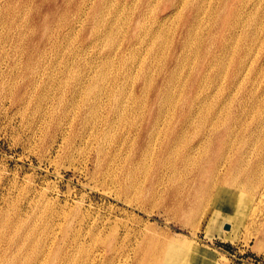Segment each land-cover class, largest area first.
I'll list each match as a JSON object with an SVG mask.
<instances>
[{
	"label": "rangeland",
	"instance_id": "rangeland-1",
	"mask_svg": "<svg viewBox=\"0 0 264 264\" xmlns=\"http://www.w3.org/2000/svg\"><path fill=\"white\" fill-rule=\"evenodd\" d=\"M104 1H106L107 4ZM164 1L166 2L165 4H163ZM194 1L195 0H192V3ZM219 1L221 0H200L199 8L202 9V11L198 13L199 17L197 16V22H194L192 26H190L189 35L184 38L186 40V48L184 49L186 58H184L180 62L181 66L179 64V68H176L174 72V74H176L172 79L173 82L171 81L169 83L170 88L168 94L170 98L161 108L159 115L155 116L154 114L155 117L151 122L152 126L145 131V128L142 129L143 118L145 117L143 116V114H145L146 106H149V100L152 98V95L148 90H143L142 92L139 91V88H141L142 85H145L146 83H143L142 77L139 76L138 66L141 62L140 58L142 59L144 56H146L147 50L144 44L145 42H147V37H143L142 43L136 44L132 52L125 53V56L123 55L121 58H118L115 55V52L117 51L116 49L118 48L116 46H119L121 43L123 45V39L126 35L130 33H136L137 26L144 27L146 29H155L157 30V32H159V34L162 33L161 35L164 36L162 37V39L163 41H165L166 45L170 43V40L173 42L176 41L178 38V34L181 31L184 33L186 29H188V26H182V14H185L184 11L180 10V7H176L175 11L179 9L177 11L178 13H170L168 15L169 18L166 16L164 20L161 21V23L157 22V19L159 18L155 19V13L157 12V9L161 6V4H163V6L171 5L174 3V1L169 2L168 0H138L137 2L135 0H0V73L2 72L0 74V264H39L40 262V264H96L97 260V264H106L108 261L113 264L114 261H116L119 257V254H126V252L130 253L127 254V257L129 258L127 259L128 261H130V263L132 262L131 264H147L148 262V264H163V262H165V249L168 244H171V242L172 245H178L182 253L190 256L191 259L193 257L195 259L194 264H264V220L262 218L264 215V201H262V199L264 200V184H262V182L264 183V162H262L260 166L258 165V167L255 168L256 171L254 177L251 179L252 181L250 180L252 187H244V189L246 188L244 190L243 188L241 189V185H239V190H241V193L243 194L242 196L249 199V205H246L244 211L242 212V215L239 217L237 222H234L235 220L233 221L232 219H230V221H232V225H234L232 226L231 230L228 226L227 228L223 229L220 226H210L207 223V220L205 218L210 214V207H208V203L210 202V200L208 199H210L211 197L209 196V194H204V189L208 179L206 178L207 176L198 178L195 175L197 163L206 166L207 169H210L212 166H214L216 160L225 156L226 153L232 155V152H234V147L241 146L242 148L244 137L248 135L249 131L254 130V125L256 124L255 122L258 120L260 115V118H262V126L264 127V0H228L226 2V6L228 7L232 5L233 10L240 9L247 11V16H243L244 18L242 17L239 20V24L243 28L247 29L248 33L254 30L256 33L252 34V41L249 44L250 49L246 54L247 62H245V64L247 63L249 65L248 62L251 61L252 67L251 71L247 73L245 78L243 80H240L241 78L238 79L240 82L235 84V86L232 87L227 93L224 90V85L222 86V84L226 83V77L221 76L222 74L220 72H218L215 77H212V73L210 71L206 77L201 79V82L199 81V83L197 82L198 80H195L192 75V72H194V70L197 68V65L199 64L201 66L202 63L206 60L201 51L203 46L209 47L210 49L213 48V46L216 45L226 33L221 21L226 13V6L223 7L224 9H216L215 6ZM111 3L113 4L111 5ZM114 5L116 6V8ZM113 6L114 8L112 9ZM152 6H154L156 10H154L155 8ZM110 9H112L113 12ZM149 9H151V12ZM104 10L107 11L105 12ZM119 10H121L122 12ZM116 11L119 15H117ZM124 12L127 14H125ZM108 13L110 15H108ZM104 14L110 16V20L109 18L107 19V16L105 18ZM48 16H50V19L48 18ZM186 16H188L189 18L191 17L189 13H186ZM97 17L99 19H97ZM114 17L117 19H115ZM126 17L129 18L127 19ZM45 18H48L50 21L52 33L49 40H45V38H42L40 40V34L39 32H37L35 26L38 22L40 23L42 19ZM100 18L102 20H100ZM141 19L142 22L145 19L146 21L142 23ZM200 19L201 21H199ZM117 20L119 22H117ZM10 21H13L11 25L9 24ZM95 21H99L101 24H98V22ZM123 22H125V24ZM76 23L79 25H77ZM109 23L114 24L110 25ZM115 23H118L117 26L120 25L121 27H117ZM96 25L97 29H95ZM122 25H125L126 27H123ZM119 28H121V30ZM74 29H76V31H74ZM94 32L97 33H95L94 35ZM104 32L106 33V35ZM173 32L174 35L172 37ZM119 33L123 35H120ZM104 35L106 38L103 37ZM116 35L119 37H117ZM110 37L113 39H109ZM102 38H104L105 41ZM107 38L109 40H107L106 42ZM56 39L57 42H59L57 43V46L54 47L52 43ZM195 41L199 42V45L197 46L198 50L195 46V43H197ZM98 42L101 43V46H99L100 44H98ZM102 42L107 43H104L106 44V47ZM118 42L119 44H117ZM1 45L3 47H1ZM59 46L60 48H58ZM136 46L139 47L137 48ZM99 47H105V49L101 50V48ZM2 48H4L5 50H2ZM194 49L196 50L194 51ZM107 53L110 54V57L112 59L109 64L105 65L103 63V60L105 59L104 57ZM80 55L82 56L81 58ZM1 58L3 60H1ZM117 58L118 60H116ZM89 61L92 63V65ZM100 61L103 64H101ZM221 63H223L224 71L226 68L228 71L233 68V64L230 62V64L228 63V55L226 54L221 58ZM49 65L52 67H50ZM73 67H75V69ZM76 69L78 71H76ZM149 69L151 77L158 69L157 59L156 61L154 59ZM69 70H72L71 72H75L76 74L74 73L73 76ZM113 70L116 71L113 72ZM213 71V73H216L217 67L214 68ZM81 72H83L84 74ZM93 72L95 74H101L102 72L104 76L101 78L98 77V75H100L98 74L96 75V78ZM190 72L192 74L191 76H188V73ZM245 72L246 71H243V73ZM79 74L81 75V77H84L81 78ZM92 74H94V76ZM91 76L93 77V80ZM127 76L129 77V79ZM71 77L74 78L71 79ZM67 78H69L70 81ZM100 78L104 80V82L101 81ZM112 78L115 80L114 85L112 86L115 89L117 88L116 96L122 94L120 95V98L127 97L128 95H130L131 90V93L133 94V101L135 104H137L135 105L136 107H134L133 110L126 114L125 119L127 120L124 119L125 122L121 121L120 123L115 124L111 129H109L107 125H104L102 127L101 123H99L96 119H99V121H101L102 118H105V116L108 119H111L112 117L110 115V112H108L110 105L108 101L103 98L104 95L102 96L100 92L102 90H106V88L108 89V87L111 86L109 84H112ZM64 80H66V82ZM105 81L108 82L105 83ZM181 82H184V85ZM95 83L97 84L96 86ZM81 84L83 86H81ZM89 84L92 85L91 87L94 86V88H96L97 90L88 87ZM104 85H106L107 87ZM197 85H199L198 88H196ZM71 86L75 87L79 93L71 96L69 92ZM86 86L88 88H91L92 93L89 94L88 97L92 96L91 99H93V96L100 97V102L94 100L95 107L96 103L99 107H101V109L98 106L97 108H95L97 115L93 114L92 116L85 109L89 105L88 102H90V97L88 98V100L85 99L87 97L84 94L87 90ZM179 88L180 90H182L177 91V89ZM201 88H203L204 90ZM126 89L128 90L126 91ZM122 91L124 92L122 93ZM195 91H199L198 93L200 94V99H202L204 95H207L209 97H207V99L203 103H197L195 101V106H192L191 113L188 116L189 120L185 124V126L182 127L185 136L189 138L190 134L192 135L194 131L203 130L205 132L209 129H212L213 127H219L218 129H220L221 133L223 134L224 131L221 130V123L225 118V114L223 112L228 109L229 119L232 118L231 121L234 120V122L232 121V123L229 121L231 124L229 131L232 134L240 135V138H238V140L233 139L231 147H225V145L219 147L215 142L209 143L208 141L207 143L199 146L198 148H196V150H194L195 152H197V154L194 153V151L190 153L191 155L193 153L192 156L194 159L196 158V163L187 162L185 164L180 161V156L184 151L182 146L177 147L178 150H176V154L173 155L160 154L158 152V146L166 130L178 129L180 127V119L176 116L177 110L179 111V104L182 102V97H190L194 94ZM29 94H31V96ZM83 94L86 97H84ZM176 96L178 99H176ZM218 99L221 102H217ZM81 100H84V102L82 103V105L84 104L83 106L80 104L82 102ZM172 101L174 103H172ZM227 102H229L228 106ZM73 104H75V106ZM239 104L242 108L241 110L238 107ZM170 105L171 107H173L170 108ZM56 106L58 108H56ZM72 106H74V108ZM80 106L82 109L80 108ZM52 107L54 108V113L53 109H51ZM206 107L208 108V110H210L209 113H205ZM69 108L73 109L71 110ZM55 109L58 110L56 111ZM186 111L187 108L184 106L183 112L184 114L188 115V112ZM65 112L66 114H64ZM48 113L51 115H48ZM78 113H82L83 117L85 116L84 127H80V125H73V127H71L70 124ZM169 113L172 114V118L170 117L171 114ZM129 114H134L133 118ZM167 118L170 122H168ZM129 119L130 121H128ZM144 120H146V118ZM161 120L164 121L161 122ZM165 121L167 122V124L165 123ZM215 122L219 124H216ZM95 125L99 126V128H102V131H104V133H96V131H94L96 127ZM121 125L124 127H121ZM83 130L85 133L83 132ZM261 131H264V129ZM155 134L157 136H155ZM222 134L221 137L224 139V135ZM89 136H91V141L89 140ZM92 136L95 137L92 138ZM87 141H90V143H87ZM121 142L123 145L121 144ZM151 142H154V144H152ZM109 144L113 145V147L115 148L114 153L112 150V152L110 151L109 153H107V151L109 150V148L107 150ZM90 145L91 148L89 147ZM96 145L97 149L102 146L100 147V149L103 150L102 154L98 158L95 157V153L97 151ZM152 145H154L153 150L152 147H150ZM255 146L250 145L246 147L247 153L242 155L243 164H249V159L253 160V156L252 158L248 156H250V152L257 151L255 150ZM147 147H150L152 151ZM199 152L202 153L200 154ZM144 153H146V156L144 155ZM199 154L201 157H199ZM126 155L129 156L125 158ZM156 157L158 159L161 158L160 165L157 166L154 163ZM201 158H203V161H201ZM147 159H149L150 161H147ZM198 159L200 160V162H198ZM145 164H148V169H146V166H144ZM172 165L174 168L172 167ZM108 167L111 168V172ZM104 170H106L107 172L105 171V173ZM101 172H103L104 175ZM108 173H110V176H112V178H106L109 176ZM178 176H180L181 178ZM228 177V183L231 182V179L233 178H235L233 179V181L236 180V176H234V174L229 175ZM242 177L239 176L237 178L240 183L244 184L245 181ZM174 180L176 182H173ZM158 182H160V184ZM140 183L142 184L140 185ZM171 183L175 184L172 185ZM112 186L115 187L113 188ZM110 192H112V194H110ZM137 192H140L139 195H137L138 197L136 196ZM158 193H161V195ZM131 195H134V197ZM206 195L208 196V198ZM155 198L156 200L154 201ZM204 198L208 201V203H206V200ZM203 203L207 205H205L204 207ZM43 206L45 208H48L46 209V212ZM199 206L202 209V212L200 214L199 212L201 211V209H198ZM259 207H261L263 213ZM175 209L176 211H174ZM257 209L261 212H259ZM188 211L190 213H188ZM249 211H251L252 215L249 213ZM257 213L259 215H257ZM247 214L248 216H251L248 217ZM40 215L42 216V218ZM85 218L89 219L86 220ZM98 218L101 220H99ZM116 218H121V220H118ZM104 219H108V222L107 220L104 221ZM97 220H99L100 222H97ZM113 220L116 223V228H113L115 227ZM127 220L128 222H126ZM32 221L37 222L34 223L36 226ZM119 221H121L122 224H120L121 222ZM123 222H125L126 224ZM109 223L112 225V227H110L111 225ZM59 225L62 227H59ZM86 225L89 227H87ZM41 228L43 231L41 230ZM50 228H52V232L50 231ZM111 228L114 229L113 232L115 231V234L112 232L113 234L110 235L111 232L109 230ZM16 229H18V231ZM86 229L87 233H85ZM28 231L30 233H28ZM40 231L43 234H41ZM92 231L94 234L92 233ZM53 232L56 234V236L55 234L53 236ZM97 232H100V236ZM138 234H141L142 236L140 235V237ZM81 235L82 237L80 238ZM112 235H114L115 237ZM149 235L150 237L148 238L147 236ZM72 236L75 237L72 238ZM36 237L38 238V240ZM76 237H78V239ZM33 238L36 239L34 240ZM98 238H101L102 240ZM155 238L158 240L156 241L157 243L159 242V245L156 243ZM121 239L124 240L121 241ZM91 240L94 242H92ZM99 240L100 242L102 241V245L100 244V242H97ZM131 241L135 244H133ZM33 242H35V244ZM87 242L91 243H88V245ZM31 245L35 247L33 248ZM19 246L21 250L19 249ZM67 246H69V248ZM113 246L117 248V251L116 254L111 256V260H109L111 253L110 251H108V249ZM159 246L162 248H159ZM78 248L81 250V252L83 250L84 251L81 253ZM29 249L32 254L30 253ZM1 253H3V257L1 256ZM45 253H47V255ZM42 254L43 256H46L43 257ZM133 254H135L136 256V262L134 263L133 261H131V258L134 256ZM152 254L155 258L152 256ZM160 254L162 255V257L160 256ZM27 256L28 258H26ZM41 257L44 259H42ZM69 259H71V262H69ZM90 259L92 260V262Z\"/></svg>",
	"mask_w": 264,
	"mask_h": 264
},
{
	"label": "bare ground",
	"instance_id": "bare-ground-1",
	"mask_svg": "<svg viewBox=\"0 0 264 264\" xmlns=\"http://www.w3.org/2000/svg\"><path fill=\"white\" fill-rule=\"evenodd\" d=\"M132 1V0H131ZM135 1H137L138 2V0H135ZM155 1V0H154ZM169 2H171V1H174V3L173 4H171V5H166V6H163V4H165L166 2L164 1V3L163 4H161V6L157 9V12L155 13L156 14V17H155V19L156 18H159V19H157V22H159V23H161V21L162 20H164V18L167 16L168 17V15L171 13L172 14V12H177L179 9H177V11H175V9H176V7L177 8H179L180 7V10H183L184 11V15L182 14V26L184 27V26H188V29H186V31L183 33L182 31L178 34V38H177V40L176 41H169L170 43H168V45H166L165 44V41H163V39H162V37H164V36H162L161 34H159V32H157V30H155V29H149V28H144V27H138L137 25V32L136 33H130V34H128V35H126L125 37H124V39H123V45H122V43L119 45V46H116V47H118L116 50V52H115V55L118 57V58H121L125 53H127V52H132L133 50H134V47H135V45L136 44H140V43H142V40H143V37H147L146 39H147V42H145V44H144V46L146 47V50H147V52H146V56H144L142 59L140 58V60H141V62H140V64H139V68H138V72H139V76H141L142 77V82L143 83H146L145 85H142V87L141 88H139V91H143V90H148L149 92H150V94L152 95V98L149 100V106L147 105L146 106V109H145V114H143V116H145L144 118H143V126H142V129H144L145 128V131L146 130H148L151 126H152V119L155 117V116H157V115H159V113H160V111H161V108L165 105V102L166 101H168L169 100V98H170V96H169V94H168V91H169V88H170V85H169V83L172 81V79L174 78V75L176 74H174V72H175V70H176V68L179 66V64H180V62L184 59V58H186L185 57V52H184V49L186 48V40L184 39V38H186L188 35H189V28H190V26H192V24L194 23V22H197L196 21V19H197V16H198V13H200L201 11H202V9H200L199 8V3H200V0H195L193 3H192V0H168ZM228 0H221V1H219L218 2V4H216V6H215V8L216 9H221V8H223V7H225L226 6V2H227ZM86 2V1H85ZM104 2H106V1H104ZM136 2V3H137ZM240 2H243V1H240ZM135 3V4H136ZM150 3V2H149ZM105 4V3H104ZM106 4H107V2H106ZM113 3H111V5H112ZM242 4V3H241ZM86 5V4H85ZM117 5V4H116ZM119 5V4H118ZM151 5H153V4H151ZM88 6V5H87ZM105 6V5H104ZM108 6V5H107ZM115 6V5H114ZM114 6L112 7V9L114 8ZM148 6V5H147ZM157 6V5H156ZM85 7V6H84ZM152 7H154V6H152ZM245 7V6H244ZM102 8V7H101ZM115 8H116V6H115ZM155 8V7H154ZM104 9V8H103ZM112 9H110L111 11H112ZM147 9V8H146ZM153 9V8H152ZM224 9V8H223ZM225 11H226V13H225V15H224V17L221 19V21H222V24H223V27H224V29H225V34L223 35V38L221 39V40H219L218 41V43L216 44V45H214L213 46V48H209V47H206V46H203V48H202V54L205 56V58H206V60H205V62H203L202 63V65L200 66L199 64L197 65V68L195 69V67H194V72H190V73H188L189 75L188 76H191V74L193 75V77L195 78V80H198L197 82L199 83V81L201 82V79H203L204 77H206L207 76V74L211 71V73H212V77H215L217 74H218V72H220L222 75L221 76H223V77H226V83L225 84H222V86L225 88L224 90L228 93L229 91H230V89L232 88V87H234L235 86V84H237V83H239L240 81L238 80V79H240V80H243L244 78H245V76L247 75V73L249 72V71H251V67H252V64H251V61L250 62H248L249 63V65L247 64H245V62H247V59H246V54L248 53V50L250 49V47H249V44H250V42L252 41V34H256L255 33V30L254 31H252V32H250V33H248V31H247V29H245V28H243L239 23H240V19L243 17V16H245L246 14H248L247 13V11H245V10H240V9H236V10H233V6L231 5V6H226L225 7ZM85 10V9H84ZM108 10V9H107ZM106 10V11H107ZM114 10H116V9H114ZM118 10V9H117ZM145 10V9H144ZM150 10V12H151V9H149ZM148 10V11H149ZM154 10H156V8L154 9ZM154 10H153V12H154ZM105 11V10H104ZM105 11V12H106ZM119 11H121V10H119ZM128 11V10H127ZM104 12V13H105ZM113 12V11H112ZM122 12V11H121ZM120 12V13H121ZM180 12V11H179ZM246 12V13H245ZM81 13H83V12H81ZM100 13V12H99ZM101 13H103V12H101ZM116 13H117V11H116ZM125 13V12H124ZM129 13V12H128ZM178 13V12H177ZM186 13H189L190 15H191V17L189 18L188 16H186ZM111 14H113V13H111ZM115 14V13H114ZM123 14V13H122ZM125 14H127V13H125ZM167 14V15H166ZM175 14V13H174ZM79 15V14H78ZM101 15V14H100ZM103 15V14H102ZM105 15V14H104ZM108 15H110L109 13H108ZM117 15H119L118 13H117ZM129 15V14H128ZM97 16V15H96ZM99 16V15H98ZM106 16L107 15H105V18H106ZM126 16V15H125ZM125 16H124V21H125ZM147 16V15H146ZM145 16V17H146ZM247 16V15H246ZM100 17V16H99ZM101 17H103V16H101ZM113 17V16H112ZM111 17V18H112ZM119 17V16H118ZM130 17V16H129ZM128 17V18H129ZM149 17V16H148ZM199 17V16H198ZM19 18V17H18ZM48 18L50 19V16H48ZM48 18H45V19H42V21L39 23H37V25L35 26L36 27V29H37V32H39V34H40V40L43 38H45V40H49V38H50V36H51V25H50V21H49V19ZM81 18V17H80ZM109 18V20H110V16H107V19ZM115 18V17H114ZM127 18V17H126ZM127 18V19H128ZM169 18V17H168ZM244 18V17H243ZM82 19V18H81ZM80 19V20H81ZM97 19H99L98 17H97ZM104 19V18H103ZM115 19H117V18H115ZM139 19V18H138ZM100 20H102L101 18H100ZM99 20V21H100ZM112 20V19H111ZM119 20V19H118ZM117 20V22H119ZM123 20V19H122ZM175 20V19H174ZM79 21V20H78ZM99 21H95V22H98V24L101 22H99ZM107 21V20H106ZM128 21V20H127ZM144 21H146V19L144 20ZM143 21V22H144ZM169 21V20H168ZM199 21H201V19L199 20ZM245 21V20H244ZM12 22L13 21H10V25L12 24ZM79 22H81V21H79ZM120 22H121V20H120ZM141 22H142V19H141ZM142 22V23H143ZM224 22V23H223ZM243 22V21H242ZM78 23V22H77ZM76 23V24H77ZM82 23V22H81ZM108 23V22H107ZM124 24H125V22H123ZM209 23V22H208ZM96 24V23H95ZM101 24V23H100ZM110 24V23H109ZM114 23H112V24H110V25H113ZM116 24V23H115ZM118 24V23H117ZM117 24H116V26H117ZM151 24V23H150ZM154 24V23H153ZM242 24V23H241ZM77 25H79V24H77ZM102 25H103V22H102ZM109 25V26H110ZM160 25V24H159ZM198 25V24H197ZM2 26V25H1ZM81 26V25H80ZM93 26V25H92ZM105 26H106V24H105ZM115 26V25H114ZM120 26V25H119ZM119 26H117V27H119ZM123 26V25H122ZM125 26V25H124ZM123 26V27H124ZM143 26V25H142ZM157 26V25H156ZM165 26V25H164ZM76 27V26H75ZM96 28L95 29H97V25L95 26ZM113 27V26H112ZM121 27V26H120ZM126 27V26H125ZM149 27V26H148ZM158 27V26H157ZM167 27H168V25H167ZM194 27V26H193ZM197 27V26H196ZM73 28V27H72ZM99 28V27H98ZM107 28H108V26H107ZM116 28V27H115ZM199 28V27H198ZM26 29V28H25ZM92 29V28H91ZM103 29V28H102ZM117 29V28H116ZM120 30H121V28H119ZM166 29H168V28H166ZM2 30V29H1ZM99 30V29H98ZM159 30V29H158ZM197 30V29H196ZM3 31V30H2ZM1 31V32H2ZM8 31V30H7ZM73 31V30H72ZM74 31H76V29H74ZM110 31V30H109ZM167 31V30H166ZM195 31V30H194ZM70 32V31H69ZM124 32V31H123ZM95 33H97V32H94V35H95ZM105 33V32H104ZM107 33H108V31H107ZM111 33V32H110ZM115 33V32H114ZM113 33V34H114ZM121 33V32H120ZM119 33V34H120ZM196 33V32H195ZM19 34V33H18ZM57 34H59V33H57ZM75 34V33H74ZM112 34V35H113ZM97 35V34H96ZM102 35V34H101ZM105 35H106V33H105ZM105 35L103 36V37H105ZM120 35H123V34H120ZM173 35H174V32L172 33V37H173ZM5 36V35H4ZM71 36V35H70ZM110 36H111V34H110ZM117 36V35H116ZM116 36H115V38H116ZM191 36V35H190ZM200 36V35H199ZM198 36V37H199ZM65 37H67V36H65ZM109 37V36H108ZM117 37H119V36H117ZM197 37V38H198ZM64 38V37H63ZM95 38V37H94ZM106 38V37H105ZM123 38V37H122ZM201 38V37H200ZM98 39V38H97ZM97 39H95V40H97ZM102 39H104V38H102ZM109 39H113V38H109ZM108 38L106 39V42H107V40H109ZM191 39V38H190ZM5 40V39H4ZM99 40H101V39H99ZM116 40H120V39H116ZM173 40V39H172ZM20 41V40H19ZM65 41V40H64ZM68 41V40H67ZM94 41V40H93ZM103 41V40H102ZM104 41H105V39H104ZM198 41H201V40H198ZM198 41H195V42H197V43H195L196 45V48H197V46L199 45V42ZM59 42V41H58ZM57 39L52 43L53 45H54V47L55 46H57ZM106 42H104V43H106ZM109 42V41H108ZM114 42H115V40H114ZM91 43V42H90ZM103 43V42H102ZM103 43V44H104ZM192 43V42H191ZM98 44H100L99 46H101V43L100 42H98ZM107 44V43H106ZM106 44H104L105 45V47H106ZM109 44V43H108ZM117 44H119V42L117 43ZM61 45V44H60ZM93 45V44H92ZM65 46V45H64ZM87 46H89V45H87ZM194 46V45H193ZM1 47H3L2 45H1ZM20 47V46H19ZM96 47H97V45H96ZM103 47V46H102ZM105 47L104 48H101V47H99V48H101V50L102 49H105ZM111 47V46H110ZM115 47V46H114ZM115 47V48H116ZM137 47V46H136ZM139 47V46H138ZM137 47V48H138ZM141 47H143V46H141ZM144 47V48H145ZM58 48H60V46L58 47ZM66 48V47H65ZM94 48H95V46H94ZM64 49V48H63ZM97 49V48H96ZM2 50H5L4 48H2ZM82 50V49H81ZM86 50V49H85ZM113 50H115V49H113ZM187 50V49H186ZM196 49H194V51H195ZM197 50H198V48H197ZM73 51H74V49H73ZM83 51V50H82ZM189 51V50H188ZM252 51V50H251ZM5 52V51H4ZM86 52V51H85ZM99 52H100V50H99ZM140 52V51H139ZM142 52V51H141ZM60 53H61V51H60ZM88 53V52H87ZM187 53V52H186ZM194 53V52H193ZM192 53V54H193ZM196 53V52H195ZM250 53V52H249ZM47 54V53H46ZM112 54V53H111ZM114 54V53H113ZM132 54V53H131ZM138 54V53H137ZM228 55V63L230 62V63H232L233 64V68L230 70V71H228L227 70V68L225 69V71H224V66H223V63H221V58L224 56V55ZM11 55V54H10ZM61 55V54H60ZM75 55V54H74ZM77 55V54H76ZM84 55V54H83ZM139 55V54H138ZM145 55V54H144ZM194 55V54H193ZM4 56V55H3ZM20 56V55H19ZM91 56V55H90ZM103 56V55H102ZM125 56V55H124ZM129 56V55H128ZM249 56V55H248ZM41 57V56H40ZM60 57V56H59ZM75 57V56H74ZM82 56L80 55V58H81ZM83 57H85V56H83ZM114 57V56H113ZM195 57V56H194ZM50 58V57H49ZM57 58V57H56ZM79 58V59H80ZM88 58V57H87ZM94 58V57H93ZM105 59L103 60V63L105 64V65H107V64H109L110 62H111V57H110V54L109 53H107L106 55H105V57H104ZM118 58L116 59V60H118ZM130 58V57H129ZM190 58V57H189ZM20 59V58H19ZM55 59V58H54ZM71 59V58H70ZM114 59V58H113ZM125 59H126V57H125ZM124 59V60H125ZM131 59V58H130ZM154 59H155V61H156V59H157V62H158V69L155 71V73H154V75L153 76H151L150 77V73H149V71H150V66H151V64H152V62L154 61ZM195 59V58H194ZM194 59H192V60H194ZM1 60H3L2 58H1ZM7 60V59H6ZM15 60H17V59H15ZM14 60V61H15ZM85 60H87V59H85ZM89 60V59H88ZM100 60V59H99ZM115 60V59H114ZM132 60V59H131ZM139 60V61H140ZM81 61V60H80ZM84 61V60H83ZM82 61V62H83ZM123 61V60H122ZM127 61V60H126ZM133 61V60H132ZM137 61V60H136ZM253 61V60H252ZM20 62V61H19ZM27 62V61H26ZM61 62V61H60ZM74 62V61H73ZM76 62V61H75ZM90 62V61H89ZM96 62V61H95ZM117 62V61H116ZM125 62V61H124ZM190 62V61H189ZM192 62V61H191ZM226 62V61H225ZM1 63V62H0ZM14 63H16V62H14ZM13 63V64H14ZM57 63V62H56ZM88 63V62H87ZM91 63V62H90ZM100 63L101 64H103L101 61H100ZM128 63V62H127ZM229 63V64H230ZM51 64V63H50ZM55 64V63H54ZM70 64V63H69ZM73 64V63H72ZM75 64V63H74ZM95 64V63H94ZM99 64V63H98ZM191 64V63H190ZM228 64V65H229ZM36 65V64H35ZM66 65H67V62H66ZM71 65V64H70ZM86 65V64H85ZM90 65V64H89ZM91 65H92V63H91ZM104 65V66H105ZM118 65V64H117ZM183 65V64H182ZM217 65V66H216ZM228 65H227V67H228ZM14 66V65H13ZM18 66V65H17ZM44 66V65H43ZM50 66V65H49ZM87 66V65H86ZM104 66H103V69H104ZM109 66H111V65H109ZM113 66V65H112ZM125 66H126V64H125ZM124 66V67H125ZM128 66V65H127ZM156 66V65H155ZM180 66H181V64H180ZM189 66V65H188ZM50 67H52V66H50ZM56 67V66H55ZM62 67V66H61ZM70 67H72V66H70ZM83 67H85V66H83ZM89 67H91V66H89ZM100 67V66H99ZM102 67V66H101ZM115 67V66H114ZM191 67V66H190ZM217 67V72L216 73H213L214 71V68H216ZM12 68V67H11ZM20 68V67H19ZM74 69H75V67H73ZM77 68H79V67H77ZM96 68V67H95ZM112 68V67H111ZM131 68V67H130ZM137 68V67H136ZM179 68V67H178ZM188 68V67H187ZM90 69V68H89ZM93 69V68H92ZM98 69V68H97ZM129 69V68H128ZM191 69V68H190ZM15 70V69H14ZM38 70V69H37ZM42 70V69H41ZM44 70H45V68H44ZM73 70V69H72ZM72 70H69L70 71V73H72L71 71ZM82 70V69H81ZM117 70V69H116ZM115 70V71H116ZM135 70V69H134ZM133 70V71H134ZM64 71V70H63ZM67 71V70H66ZM76 71H78L77 69H76ZM86 71V70H85ZM87 71H88V69H87ZM90 71V70H89ZM92 71V70H91ZM96 71V70H95ZM114 70H113V72H115ZM154 71V70H153ZM180 71H181V69H180ZM213 71V72H212ZM243 71H246L245 73H243ZM12 72V71H11ZM44 72V71H43ZM74 72V71H73ZM107 72V71H106ZM131 72V71H130ZM177 72V71H176ZM2 73V72H1ZM0 73V74H1ZM75 73V72H74ZM74 73H72V75L74 74ZM81 73H83V72H81ZM88 73V72H87ZM94 73V72H93ZM98 73V72H97ZM135 73V72H134ZM11 74V73H10ZM52 74V73H51ZM50 74V75H51ZM65 74V73H64ZM68 74V73H67ZM76 74V73H75ZM84 74V73H83ZM95 74V73H94ZM94 74H92L93 76H94ZM98 74H100V73H98ZM98 74H95V76L96 75H98ZM57 75V74H56ZM71 75V76H72ZM80 75V74H79ZM78 75V76H79ZM91 75V74H90ZM90 75H89V77H90ZM107 75V74H106ZM123 75V74H122ZM129 75V74H128ZM38 76V75H37ZM54 76V75H53ZM68 76H70V75H68ZM74 76V75H73ZM77 76V75H76ZM87 76V75H86ZM104 76V74L101 72V74L100 75H98V77H103ZM178 76V75H177ZM52 77V76H51ZM80 77H81V75H80ZM82 77H84V76H82ZM81 77V78H82ZM92 77V76H91ZM114 77V76H113ZM117 77V76H116ZM128 77V76H127ZM72 78H74V77H71V79ZM76 78H78V77H76ZM96 78H97V76H96ZM100 78V79H101ZM107 78V77H106ZM186 78V77H185ZM26 79V78H25ZM67 79H69V78H67ZM66 79V80H67ZM94 79H95V77H94ZM99 79V78H98ZM110 79V78H109ZM108 79V80H109ZM128 79H129V77H128ZM132 79V78H131ZM184 79V78H183ZM8 80V79H7ZM38 80V79H37ZM53 80H55V79H53ZM66 80H64L65 82H66ZM76 80V79H75ZM92 80H93V77H92ZM127 80V79H126ZM206 80V79H205ZM204 80V81H205ZM216 80V79H215ZM59 81V80H58ZM64 81H63V84H64ZM69 81H70V79H69ZM72 81V80H71ZM85 81V80H84ZM96 81H97V79H96ZM95 81V82H96ZM101 81H103L104 82V80H102L101 79ZM100 81V82H101ZM125 81V80H124ZM130 81V80H129ZM132 81V80H131ZM176 81V80H175ZM185 81V80H184ZM10 82V81H9ZM108 82V81H107ZM106 81H105V83H107ZM114 82H115V80L112 78V84H109V85H111V86H109L108 87V89L106 88V90H102V91H100L101 92V94H102V96L104 95V97L103 98H105L107 101H108V103H109V109H108V112H110V115L112 116L111 117V119H108L106 116H105V118H102V120L101 121H99V119H96V120H98V122L99 123H101V126L103 127L104 125L106 126L107 125V127H109V129H111L115 124H118V123H120L121 121H124L125 122V120H127V119H125V116H126V114L128 113V112H130L131 110H133V108L134 107H136L135 105L137 104H135L134 103V101H133V94L131 93V90H130V95H128L127 97H123V98H120V95H122V94H119L118 96H116V89L112 86V85H114ZM118 82V81H117ZM116 82V83H117ZM120 82H123V81H120ZM173 82V81H172ZM209 82V81H208ZM53 83V82H52ZM55 83V82H54ZM59 83V82H58ZM82 83H83V81H82ZM88 83H90V82H88ZM87 83V84H88ZM182 83V82H181ZM184 83V82H183ZM182 83V84H183ZM10 84V83H9ZM65 85H66V83H65ZM79 85V84H78ZM97 84L95 83V86H96ZM99 85V84H98ZM107 85V84H106ZM106 85H104V86H106ZM120 85V84H119ZM127 85H129V84H127ZM184 85V84H183ZM212 85V84H211ZM60 86V85H59ZM58 86V87H59ZM81 86H83L82 84H81ZM92 85H88V87H91ZM100 86H102V85H100ZM179 86H181V85H179ZM239 86V85H238ZM53 87V86H52ZM55 87H57V86H55ZM63 87H64V85H63ZM80 87V86H79ZM87 86H86V92L84 93V91H83V93L87 96H85L84 94V97H86L85 99H87L88 100V98L90 97H88V95L89 94H92L91 93V88H94V86L93 87H91V88H88ZM107 87V86H106ZM124 87H125V84H124ZM199 87V85H197L196 86V88H198ZM240 87V86H239ZM54 88V87H53ZM61 88V87H60ZM101 88H104V87H101ZM122 88V87H121ZM180 88H182V87H180ZM180 88L179 89H177V91L178 90H180ZM95 90H97L96 88H94ZM99 89V88H98ZM125 89V88H124ZM201 89H203V88H201ZM33 90V89H32ZM54 90V89H53ZM81 90V89H80ZM94 90V91H95ZM101 90V89H100ZM128 89H126V91H127ZM172 90V89H171ZM182 90V89H181ZM180 90V91H181ZM204 90V89H203ZM39 91V90H38ZM121 91V90H120ZM125 91V90H124ZM124 91H122V93L124 92ZM125 91V92H126ZM174 91V90H173ZM176 91V92H177ZM197 91V90H196ZM194 92V94L193 95H191L190 97H182V102L179 104L180 105V107H179V111L177 110V113H176V116H177V118H179L180 119V122H181V125H180V127L178 128V129H171V130H166V132H164V134H163V138H162V140L159 142V146H158V152L160 153V154H162V155H173V154H176V150H178L177 149V147H183V152H182V154H181V156H180V161L182 162V163H187V162H193V163H196V158L194 159L193 158V153H192V155L190 154L191 152H193L194 150H196V148H198L199 146H202L203 144H205V143H207L208 141H209V143L211 142V143H213V142H215L216 144H217V146H222V145H225V147H231V145H232V141H233V139L234 140H238V138H240V135H236V134H232L230 131H229V129H230V122L232 123V121L234 122V120H232L231 121V119H229V117H228V114H229V110L228 109H226V111L225 112H223L224 114H225V118L223 119L224 121L221 123L222 124V128H221V130L222 131H224V133L222 134L221 133V131H220V129H218V128H216V127H210V128H212V129H209L208 131H203V130H201V131H194L193 132V134L191 135L190 134V136H189V138L188 137H186L185 136V134H184V130H183V128L182 127H184L185 126V124L188 122V116H189V114L191 113V110H192V106L194 105V103H195V101L197 102V103H199V102H204L206 99H207V97H209V96H207V95H204V97L202 98V99H200V94L198 93V92ZM61 92H62V90H61ZM70 95L71 96H73L74 94H77V93H79L78 91H77V89L75 88V87H73V86H71V88H70ZM98 92V91H97ZM82 93V92H81ZM120 93V92H119ZM127 93V92H126ZM178 93V92H177ZM176 93V94H177ZM97 94V93H96ZM30 96H31V94H29ZM80 95V94H79ZM180 95V94H179ZM82 96V95H81ZM100 96V95H99ZM141 96V95H140ZM41 97V96H40ZM43 97V96H42ZM83 97V96H82ZM81 97V98H82ZM83 97V98H84ZM131 97V98H130ZM139 97V96H138ZM55 98V97H54ZM60 98V97H59ZM63 98V97H62ZM75 98V97H74ZM92 98V96L90 97V102H91V104H90V102H88L89 103V105L87 106V108H85L86 109V111H88L92 116H93V114H95V115H97L96 113V111H95V108H97V103H96V107H95V105H94V100H96L97 102L99 101H101V100H99L100 99V97H96V96H93V99H91ZM140 98V97H139ZM41 99V98H40ZM61 99V98H60ZM59 99V100H60ZM80 99V98H79ZM84 99V100H85ZM124 99V100H123ZM142 99V98H141ZM175 99V98H174ZM176 99H178L177 98V96H176ZM212 99V98H211ZM76 100V99H75ZM84 100H81L82 102L80 103L81 105H82V103L84 102ZM139 100V99H138ZM215 100V99H214ZM40 101V100H39ZM107 101H106V103H107ZM175 101V100H174ZM219 101V99L217 100V102ZM29 102V101H28ZM36 102H37V100H36ZM57 102H58V100H57ZM86 102V101H85ZM179 102V101H178ZM177 102V103H178ZM219 102H221V101H219ZM68 103V102H67ZM105 103V102H104ZM172 103H174L173 101H172ZM213 103V102H212ZM226 103V102H225ZM228 103L229 102H227V106H228ZM55 104V103H54ZM61 104V103H60ZM79 104V103H78ZM78 104H76V105H78ZM79 104V105H80ZM140 104V103H139ZM144 104V103H143ZM166 104H168V103H166ZM205 104V103H204ZM203 104V105H204ZM56 105V104H55ZM58 105V104H57ZM74 106H75V104H73ZM84 105V104H83ZM82 105V106H83ZM105 105V104H104ZM173 105V104H172ZM202 105V104H201ZM223 105V104H222ZM66 106V105H65ZM74 106H72L73 108H74ZM142 106H144V105H142ZM174 106H175V104H174ZM186 107L187 108V111L186 112H188V115H186V114H184V112H183V107ZM195 106V105H194ZM199 106V105H198ZM212 106V105H211ZM54 107V106H53ZM51 108V109H53V113H54V108ZM99 107V106H98ZM104 107V106H103ZM141 107V106H140ZM173 107V106H172ZM171 107V105H170V108H172ZM238 107L240 108V110L242 109L241 108V106H240V104L238 105ZM56 108H58L57 106H56ZM72 108V109H73ZM80 108H81V106H80ZM79 108V109H80ZM100 109H101V107H99ZM167 108H168V106H167ZM166 108V109H167ZM225 108V107H224ZM63 109V108H62ZM69 109H71V108H69ZM71 109V110H72ZM82 109V108H81ZM165 109V110H166ZM262 109V108H261ZM34 110V109H33ZM56 110V109H55ZM58 110V109H57ZM56 110V111H57ZM76 110V109H75ZM173 110V109H172ZM206 112L205 113H209L210 112V110H208V108L206 107ZM35 111V110H34ZM68 111V110H67ZM74 111V110H73ZM72 111V112H73ZM199 111H200V109H199ZM37 112V111H36ZM70 112V111H69ZM82 112V111H81ZM102 112V111H101ZM168 112V111H167ZM167 112H165V113H167ZM170 112V111H169ZM194 112V111H193ZM219 112H221V111H219ZM52 113V112H51ZM68 113V112H67ZM164 113V112H163ZM198 113V112H197ZM258 113H260V112H258ZM64 114H66V112L64 113ZM74 114V113H73ZM73 114H72V116H73ZM135 114V113H134ZM133 114V115H134ZM154 114H155V116H154ZM169 114H171V113H169ZM222 114V113H221ZM220 114V115H221ZM47 115V114H46ZM48 115H51V114H49L48 113ZM76 115V114H75ZM90 115V116H91ZM129 115H131V117L133 118V115L132 114H129ZM200 115V114H199ZM218 115V114H217ZM87 116V115H86ZM89 116V117H90ZM102 116V115H101ZM100 116V117H101ZM137 116V115H136ZM165 116V115H164ZM215 116H216V114H215ZM48 117V116H47ZM52 117V116H51ZM50 117V118H51ZM62 117V116H61ZM167 117H169V116H167ZM171 118H172V114H171V116H170ZM214 117V116H213ZM218 117V116H217ZM261 117V115L259 116V118H258V120L255 122L256 124L254 125V130H252V131H249L248 132V135L247 136H245L244 137V141L242 142V145H243V147L241 148V146H236V147H234L233 149H234V152H232V155H233V158H232V155H229L228 153H226V155L225 156H223V157H221V158H219V159H217L216 160V162L214 163V166H212L210 169H207V167L206 166H204V165H201V164H199V163H197V168L195 169V171H196V173H195V175L198 177V178H201V177H205V176H207L206 178L208 179L207 180V183H206V185H205V189H204V194H209V196L211 197L210 199H208V200H210V202L208 203V201L206 200V203H208V207H210V214L205 218L206 220H207V223L210 225V226H220V227H222L223 229L224 228H227V226L229 227V229L231 230L232 229V226H234V225H232V221H230V219H232L234 222H237L238 221V219H239V217L242 215V212L244 211V209H245V207H246V205L248 204V202H249V199L248 198H244L242 195V193H241V190H239L240 188H239V185H241L240 187H241V189L243 188L244 189V187H249V186H251L252 187V185H251V179L254 177V174H255V171H256V169L255 168H257L258 167V165L260 166V164H262V162H264V131H261V130H263L264 129V127L262 126V118H260ZM263 117V116H262ZM59 118V117H58ZM64 118V117H63ZM66 118V117H65ZM93 118V117H92ZM97 118V117H96ZM127 118V117H126ZM146 118V120H144ZM158 118H159V116H158ZM215 118V117H214ZM72 119V118H71ZM89 119H91V118H89ZM125 119V120H124ZM164 119V118H163ZM52 120V119H51ZM167 120H168V118H167ZM190 120H191V118H190ZM200 120V119H199ZM219 120V119H218ZM252 120V119H251ZM71 121V120H70ZM84 121H85V116L83 117L82 116V113H78L77 115H76V117L72 120V122H71V124H70V126L71 127H73V125H80V127L81 126H83L84 127ZM88 121V120H87ZM128 121H130V119L128 120ZM127 121V122H128ZM162 121H164V120H161V122ZM221 121V120H220ZM230 121V122H229ZM49 122V121H48ZM98 122H97V124H98ZM168 122H170L169 120H168ZM247 122V121H246ZM51 123V122H50ZM49 123V124H50ZM70 123V122H69ZM123 123V122H122ZM165 123L167 124V122L165 121ZM165 123H164V125H165ZM216 123V122H215ZM48 124V123H47ZM61 124V123H60ZM128 124V123H127ZM212 124H213V122H212ZM216 124H219V123H216ZM68 125V124H67ZM86 125V124H85ZM93 125V124H92ZM91 125V126H92ZM135 125V124H134ZM233 125V124H232ZM61 126V125H60ZM87 126V125H86ZM89 126V125H88ZM90 126V127H91ZM96 126V125H95ZM100 126V127H101ZM195 126V125H194ZM210 126H211V124H210ZM64 127V126H63ZM121 127H124V126H122L121 125ZM233 127V126H232ZM231 127V128H232ZM106 128V127H105ZM115 128H116V126H115ZM160 128V127H159ZM163 128V127H162ZM262 128V129H261ZM64 129V128H63ZM94 129V128H93ZM108 129V128H107ZM108 129V130H109ZM114 129V128H113ZM112 129V130H113ZM61 130V129H60ZM103 129L102 128H99V126H96L95 127V129H94V131H96V133L97 132H99V133H101V132H103L104 133V131H102ZM122 130H123V128H122ZM153 130V129H152ZM79 132V131H78ZM83 132H84V130H83ZM90 132V131H89ZM109 132V131H108ZM122 132V131H121ZM67 133V132H66ZM85 133V132H84ZM94 133V132H93ZM125 133V132H124ZM155 133H157V132H155ZM63 134V133H62ZM75 134V133H74ZM92 134V133H91ZM90 134V135H91ZM111 134H112V132H111ZM221 134L222 135H224V139L221 137ZM80 135V134H79ZM129 135V134H128ZM107 136V135H106ZM109 136V135H108ZM116 136V135H115ZM123 136V135H122ZM125 136H126V134H125ZM153 136V135H152ZM155 136H157L156 134H155ZM63 137H64V135H63ZM74 137V136H73ZM84 137V136H83ZM87 137V136H86ZM90 138H89V140L91 139V136H89ZM93 137H95V136H92V138ZM97 137V136H96ZM151 137V136H150ZM76 138V137H75ZM80 138V137H79ZM156 138V137H155ZM188 138V139H187ZM227 138V139H226ZM66 139V138H65ZM88 139V138H87ZM125 139H127V138H125ZM134 139V138H133ZM67 140V139H66ZM100 140V139H99ZM122 140V139H121ZM124 140V139H123ZM130 140V139H129ZM131 140H132V137H131ZM64 141V140H63ZM72 141H73V138H72ZM84 141H86V140H84ZM91 141V140H90ZM90 141H87V143L89 142L90 143ZM107 141V140H106ZM109 141V140H108ZM127 141V140H126ZM149 141H150V139H149ZM152 141V140H151ZM240 141V140H239ZM76 142V141H75ZM97 142V141H96ZM103 142V141H102ZM123 142V141H122ZM122 142H121V144H122ZM125 142V141H124ZM133 142V141H132ZM156 142V141H155ZM85 143V142H84ZM99 143V142H98ZM104 143V142H103ZM111 143V142H110ZM119 143V142H118ZM130 143V142H129ZM135 143V142H134ZM152 143V142H151ZM91 144H92V142H91ZM101 144V143H100ZM106 144V143H105ZM112 144V143H111ZM117 144V143H116ZM126 144V143H125ZM131 144V143H130ZM152 144H154V142L152 143ZM85 145V144H84ZM102 145V144H101ZM123 145V144H122ZM150 145V144H149ZM252 146V145H256L255 146V150H257L256 152H250V156H248V157H251L252 158V156H253V160H251V159H249V164L248 163H245V164H243L242 163V155L243 154H246L247 153V149H246V147H248V146ZM99 146V145H98ZM107 146V145H106ZM110 146V147H109ZM75 147V146H74ZM81 147V146H80ZM88 147V146H87ZM90 148H91V145L89 146ZM100 147H102V146H100ZM100 147L97 149V145H96V149H97V151H96V158H98L101 154H102V152H103V150H101L100 149ZM120 147V146H119ZM119 147H118V149H119ZM150 147H152V150H153V147H154V145H152V146H150ZM150 147L148 148V149H150ZM104 148V147H103ZM102 148V149H103ZM108 148H109V150H108ZM131 148V147H130ZM78 149V148H77ZM89 149V148H88ZM114 147H113V145H108V147H107V153H109L111 150L113 151V153H114ZM117 149V148H116ZM129 149V148H128ZM203 149V148H202ZM207 149V148H206ZM228 149V148H227ZM151 150V149H150ZM151 150V151H152ZM204 150V149H203ZM229 150V149H228ZM90 151V150H89ZM111 151V152H112ZM94 152V151H93ZM119 152V151H118ZM144 152V151H143ZM128 153V152H127ZM149 153V152H148ZM153 153V152H152ZM194 153H196L197 154V152H195L194 151ZM200 153V152H199ZM202 153V152H201ZM200 153V154H201ZM249 153V152H248ZM92 154V153H91ZM106 154V153H105ZM129 154V153H128ZM200 154H199V157H201L200 156ZM115 155V154H114ZM125 155V154H124ZM144 155L146 156V153H144ZM151 155V154H150ZM153 155V154H152ZM178 155V154H177ZM203 155V154H202ZM107 156V155H106ZM117 156H119V155H117ZM127 156H129V155H126L125 156V158L127 157ZM144 157V156H143ZM148 157H149V154H148ZM174 157H176V156H174ZM204 157V156H203ZM88 158V157H87ZM119 158V157H118ZM145 158V157H144ZM144 158H143V160H144ZM205 158V157H204ZM111 159V158H110ZM112 159H114V158H112ZM94 160H96V159H94ZM117 160V159H116ZM119 160V159H118ZM123 160V159H122ZM137 160V159H136ZM160 160H161V158H157L156 157V160H155V165L157 166V165H160ZM168 160V159H167ZM192 160V161H191ZM199 160V159H198ZM251 160V161H250ZM98 161V160H97ZM121 161V160H120ZM147 161H150L149 159H147ZM201 161H203V158H201ZM232 161H234V162H232ZM112 162V161H111ZM119 162V161H118ZM124 162H125V160H124ZM198 162H200V160L198 161ZM206 162V161H205ZM98 163V162H97ZM96 163V164H97ZM110 163V162H109ZM145 163H146V161H145ZM169 163H171V162H169ZM168 163V164H169ZM233 163V164H232ZM113 164V163H112ZM143 164V163H142ZM192 164V163H191ZM191 164H190V166H191ZM114 165V164H113ZM119 165V164H118ZM122 165V164H121ZM147 165L148 164H145L144 166H146V169H148L147 168ZM183 165V164H182ZM110 166V165H109ZM112 166V165H111ZM141 166V165H140ZM144 166H143V168H144ZM150 166V165H149ZM165 166V165H164ZM168 166V165H167ZM194 166V165H193ZM107 167V166H106ZM113 167V166H112ZM121 167V166H120ZM172 167H173V165H172ZM98 168V167H97ZM105 168V167H104ZM109 168V167H108ZM129 168V167H128ZM134 168V167H133ZM174 168V167H173ZM260 168V167H259ZM107 169V168H106ZM111 168H109V170H110ZM113 169V168H112ZM145 169V170H146ZM166 169V168H165ZM181 169V168H180ZM184 169V168H183ZM141 170V169H140ZM175 170V169H174ZM106 170H104V172H105ZM163 171H164V169H163ZM166 171V170H165ZM171 171H173V170H171ZM178 171V170H177ZM180 171V170H179ZM107 172V171H106ZM105 172V173H106ZM110 172H111V170H110ZM144 172V171H143ZM162 172V171H161ZM170 172V171H169ZM258 172V171H257ZM98 173V172H97ZM101 173H103V172H101ZM132 173V172H131ZM147 173V172H146ZM145 173V174H146ZM172 173H174V172H172ZM175 173H176V171H175ZM109 174V176L108 177H106V178H109V177H111L112 178V176H110V173H108ZM167 174V173H166ZM171 174V173H170ZM177 174H178V172H177ZM234 174V176H236V180H234L233 181V179H235V178H233V179H231L232 181L231 182H227L228 180H227V177L229 176V175H233ZM263 174V173H262ZM103 175H104V173H103ZM113 175V174H112ZM115 175V174H114ZM129 175V174H128ZM163 175V174H162ZM176 175V174H175ZM102 176V175H101ZM106 176V175H105ZM140 176V175H139ZM143 176H145V175H143ZM172 176V175H171ZM185 176V175H184ZM183 176V177H184ZM239 176H243L242 178H244V181H245V183L243 184V183H240V181L238 180V178L237 177H239ZM160 177H162V176H160ZM178 177H180V176H178ZM143 178V177H142ZM158 178V177H157ZM181 178V177H180ZM229 178V177H228ZM162 179V178H161ZM169 179H170V176H169ZM171 179H174V178H171ZM264 179V178H263ZM109 180V179H108ZM124 180V179H123ZM127 180V179H126ZM137 180V179H136ZM145 180V179H144ZM166 180V179H165ZM176 180V179H175ZM173 181V182H176V181ZM178 180V179H177ZM181 180V179H180ZM179 180V181H180ZM251 180V181H250ZM111 181V180H110ZM130 181V180H129ZM161 181V180H160ZM167 181H170V180H167ZM178 181V182H179ZM114 182V181H113ZM138 182V181H137ZM141 182V181H140ZM142 182H145V181H142ZM162 182V181H161ZM181 182V181H180ZM205 182V181H204ZM159 184H160V182H158ZM163 183H164V181H163ZM118 184V183H117ZM142 183H140V185H141ZM172 184V183H171ZM170 184V185H171ZM173 184H175V183H173ZM172 184V185H173ZM181 184V183H180ZM192 184V183H191ZM262 184H264L263 182H262ZM113 185V184H112ZM116 185V184H115ZM137 185H138V183H137ZM156 186V185H155ZM165 186V185H164ZM192 186V185H191ZM264 186V185H263ZM113 188L115 187V186H112ZM117 187V186H116ZM163 187V186H162ZM260 187V186H259ZM113 188H111V189H113ZM124 188V187H123ZM138 188V187H137ZM136 188V189H137ZM160 189V188H159ZM162 189V188H161ZM246 189V188H245ZM244 189V190H245ZM135 190V189H134ZM182 190V189H181ZM112 191V190H111ZM117 191V190H116ZM158 191V190H157ZM162 191V190H161ZM114 192V191H113ZM246 192V191H245ZM263 192V191H262ZM115 193V192H114ZM138 193V192H137ZM136 193V196L137 195H139V193L137 194ZM162 193V192H161ZM161 193H158V194H160L161 195ZM248 193V192H247ZM259 193H260V191H259ZM110 194H112V192H110ZM110 194H108V195H110ZM117 194V193H116ZM251 194V193H250ZM253 194V193H252ZM108 195H107V197H108ZM145 195V194H144ZM263 195V194H262ZM114 196V195H113ZM112 196V197H113ZM117 196V195H116ZM131 196H133L134 197V195H131ZM130 196V197H131ZM135 196V197H136ZM159 196V195H158ZM207 196V195H206ZM123 197V196H122ZM130 197H128V198H130ZM138 197V196H137ZM156 197V196H155ZM202 197V196H201ZM200 197V198H201ZM247 197V196H246ZM258 197V196H257ZM161 198V197H160ZM207 198H208V196H207ZM124 199V198H123ZM125 199H126V197H125ZM124 199V200H125ZM174 199V198H173ZM203 199V198H202ZM255 199V198H254ZM257 199V198H256ZM262 199V198H261ZM128 200V199H127ZM136 200V199H135ZM156 200V198L154 199V201ZM251 200V199H250ZM153 201V200H152ZM202 201V200H201ZM200 201V202H201ZM262 201H264L263 199H262ZM122 202V201H121ZM180 202V201H179ZM200 202H199V204H200ZM204 202V201H203ZM153 203V202H152ZM177 204H179V203H177ZM204 204V203H203ZM255 204V203H254ZM254 204H253V206H254ZM259 204H260V201H259ZM125 205V204H124ZM128 205V204H127ZM126 205V206H127ZM136 205V204H135ZM182 205V204H181ZM205 205H207V204H204V207H205ZM249 205V204H248ZM262 205V204H261ZM260 205V206H261ZM137 206V205H136ZM178 206V205H177ZM201 206V205H200ZM199 206V207H200ZM263 206H264V203H263ZM262 206V207H263ZM44 207V206H43ZM42 207V208H43ZM47 207V206H46ZM80 207V206H79ZM129 207V206H128ZM135 207V206H134ZM151 207V206H150ZM198 207V209H201V207L199 208ZM207 207V206H206ZM251 207V206H250ZM45 208V207H44ZM77 208H78V206H77ZM249 208V207H248ZM254 208V207H253ZM252 208V209H253ZM260 209H261V207H259ZM46 209H48V208H45L44 210H45V212H46ZM61 209V208H60ZM142 209V208H141ZM197 209V210H198ZM204 209V208H203ZM255 209H256V206H255ZM42 210V209H41ZM43 210V211H44ZM69 210H70V208H69ZM124 210V209H123ZM178 210V209H177ZM205 210V209H204ZM258 210V209H257ZM262 210V209H261ZM7 211V210H6ZM58 211V210H57ZM62 211V210H61ZM66 211V210H65ZM74 211V210H73ZM86 211V210H85ZM174 211H176V209L174 210ZM173 211V212H174ZM199 211V210H198ZM259 211V210H258ZM1 212V211H0ZM3 212V211H2ZM12 212V211H11ZM20 212V211H19ZM26 212H27V210H26ZM69 212V211H68ZM89 212V211H88ZM91 212V211H90ZM122 212H124V211H122ZM202 212V209H201V211L199 212V214ZM257 212V211H256ZM259 212H261V211H259ZM5 213V212H4ZM43 213V212H42ZM59 213V212H58ZM62 213V212H61ZM64 213V212H63ZM66 213V212H65ZM86 213V212H85ZM119 213V212H118ZM188 213H190L189 211H188ZM249 213L251 214V211H249ZM254 213V212H253ZM262 213H263V210H262ZM23 214V213H22ZM31 214V213H30ZM40 214V213H39ZM47 214H48V212H47ZM56 214V213H55ZM76 214V213H75ZM74 214V215H75ZM89 214V213H88ZM130 214V213H129ZM198 214V213H197ZM196 214V215H197ZM198 214V215H199ZM11 215V214H10ZM26 215V214H25ZM35 215V214H34ZM42 215H44V214H42ZM52 215V214H51ZM64 215V214H63ZM69 215V214H68ZM67 215V216H68ZM95 215V214H94ZM173 215H174V213H173ZM252 215V214H251ZM251 215H249V216H251ZM255 215V214H254ZM257 215H259L258 213H257ZM28 216V215H27ZM36 216H39V215H36ZM41 216V215H40ZM102 216V215H101ZM245 216V215H244ZM247 216H248V214H247ZM248 216V217H249ZM22 217V216H21ZM85 217H87V216H85ZM99 217V216H98ZM105 217V216H104ZM126 217V216H125ZM130 217V216H129ZM201 217V216H200ZM255 217V216H254ZM257 217V216H256ZM18 218V217H17ZM20 218V217H19ZM26 218V217H25ZM27 218H29V217H27ZM41 218H42V216H41ZM55 218V217H54ZM63 218V217H62ZM72 218V217H71ZM83 218H84V216H83ZM115 218V217H114ZM253 218V217H252ZM263 220H264V215H263ZM37 219V218H36ZM64 219V218H63ZM80 219V218H79ZM82 219V218H81ZM86 219V218H85ZM89 219V218H88ZM88 219H86V220H88ZM99 219V218H98ZM116 219H118V218H116ZM120 220H121V218H119ZM118 219V220H119ZM198 219V218H197ZM244 219V218H243ZM20 220V219H19ZM23 220H24V218H23ZM35 220V219H34ZM39 220V219H38ZM58 220H60V219H58ZM86 220H85V222H86ZM92 220H94V219H92ZM99 220H101V219H99ZM99 220H97V222L99 221ZM107 220V222H108V219H106ZM105 219H104V221H106ZM123 220V219H122ZM26 221H27V219H26ZM40 221V220H39ZM83 221V220H82ZM114 221V220H113ZM230 221V222H229ZM249 221H251V220H249ZM262 221V220H261ZM17 222H19V221H17ZM33 222V221H32ZM45 222V221H44ZM53 222V221H52ZM64 222V221H63ZM90 222H92V221H90ZM100 222V221H99ZM112 222V221H111ZM117 222V221H116ZM119 222H121V221H119ZM126 222H128V220L126 221ZM133 222H134V220H133ZM251 222H253V221H251ZM20 223H21V221H20ZM19 223V224H20ZM24 223H25V221H24ZM34 223H37L36 221L35 222H33V224ZM46 223V222H45ZM57 223H59V222H57ZM62 223V222H61ZM83 223V222H82ZM94 223V222H93ZM113 223V222H112ZM123 223H125V222H123ZM2 224V223H1ZM15 224V223H14ZM44 224V223H43ZM56 224V223H55ZM79 224V223H78ZM80 224H81V222H80ZM88 224V223H87ZM104 224V223H103ZM110 224V223H109ZM108 224V225H109ZM116 223H115V221H114V226L115 227H113V228H116L117 226L115 225ZM120 224H122V222L120 223ZM126 224V223H125ZM134 224V223H133ZM252 224V223H251ZM254 224V223H253ZM255 224H256V222H255ZM35 225V224H34ZM33 225V226H34ZM61 225V224H60ZM59 225V227H62V226H60ZM85 225V224H84ZM96 225V224H95ZM111 225V224H110ZM15 226V225H14ZM18 226V225H17ZM16 226V227H17ZM36 226V225H35ZM48 226V225H47ZM87 226V225H86ZM99 226V225H98ZM106 226V225H105ZM121 226V225H120ZM22 227V226H21ZM23 227H24V225H23ZM32 227V226H31ZM87 227H89V226H87ZM94 227V226H93ZM103 227V226H102ZM110 227H112V225L110 226ZM263 227V226H262ZM19 228V227H18ZM58 228V227H57ZM81 228V227H80ZM79 228V229H80ZM98 228V227H97ZM105 228H107V227H105ZM129 228V227H128ZM13 229V228H12ZM34 229V228H33ZM51 229L52 228H50V231H51ZM59 229V228H58ZM101 229H103V228H101ZM112 229V228H111ZM111 229L109 230V229H107V230H109L111 233H110V235L111 234H115V231L113 232V230L114 229H112V231H111ZM121 229V228H120ZM126 229V228H125ZM137 229V228H136ZM228 229V230H229ZM17 231H18V229H16ZM41 230H42V228H41ZM75 230V229H74ZM85 230V229H84ZM91 230V229H90ZM98 230V229H97ZM105 230V229H104ZM116 230V229H115ZM141 230V229H140ZM139 230V231H140ZM30 231V230H29ZM28 231V233H30ZM43 231V230H42ZM79 231V230H78ZM82 231H83V229H82ZM96 231V230H95ZM142 231V230H141ZM41 232V231H40ZM52 232V231H51ZM55 232V231H54ZM53 232V236H54V233ZM58 232V231H57ZM56 232V233H57ZM101 232V231H100ZM99 232V233H100ZM113 232V233H112ZM138 232V231H137ZM16 233V232H15ZM32 233V232H31ZM85 233H87V229H86V232ZM92 233H93V231H92ZM96 233V232H95ZM98 233V232H97ZM98 233V234H99ZM107 233V232H106ZM120 233V232H119ZM134 233V232H133ZM141 233V232H140ZM143 233V232H142ZM41 234H43L42 232H41ZM51 234V233H50ZM79 234V233H78ZM94 234V233H93ZM92 234V235H93ZM108 234V233H107ZM116 234H117V232H116ZM123 234H124V232H123ZM49 235V234H48ZM86 235V234H85ZM102 235V234H101ZM104 235V234H103ZM119 235V234H118ZM126 235H127V233H126ZM129 235V234H128ZM139 235V234H138ZM138 235H137V237H138ZM141 235V234H140ZM139 235V236H140ZM29 236V235H28ZM31 236V235H30ZM39 236H40V233H39ZM52 236V237H53ZM55 236H56V234H55ZM99 236H100V234H99ZM109 236V235H108ZM112 236H114V235H112ZM117 236V235H116ZM124 236V235H123ZM131 236V235H130ZM142 236V235H141ZM140 236V237H141ZM9 237V236H8ZM14 237V236H13ZM37 237H38V235H37ZM36 237V238H37ZM73 237H75V236H72V238ZM79 237V236H78ZM78 237H76L77 239H78ZM82 237V235L80 236V238ZM92 237H94V236H92ZM110 237V236H109ZM115 237V236H114ZM148 238L150 237V235L149 236H147ZM146 237V238H147ZM35 238V239H36ZM51 238V237H50ZM54 238V237H53ZM53 238H52V240H53ZM117 238V237H116ZM122 238V237H121ZM127 238V237H126ZM134 238V237H133ZM10 239V238H9ZM26 239V238H25ZM28 239V238H27ZM34 239V238H33ZM34 239V240H35ZM40 239V238H39ZM91 239V238H90ZM95 239H96V235H95ZM95 239H93V240H95ZM98 239H101V238H98ZM107 239V238H106ZM105 239V240H106ZM115 239V238H114ZM125 239V238H124ZM124 239H121V241L122 240H124ZM143 239V238H142ZM37 240H38V238H37ZM51 240V241H52ZM72 240V239H71ZM87 240V239H86ZM102 240V239H101ZM127 240V239H126ZM135 240H136V237H135ZM141 240V239H140ZM139 240V241H140ZM157 239L155 238V241H156ZM9 241V240H8ZM92 241V240H91ZM115 241V240H114ZM134 241V240H133ZM158 241V240H157ZM157 241H156V243H157ZM10 242V241H9ZM26 242V241H25ZM25 242H24V245H25ZM36 242H38V241H36ZM49 242V241H48ZM74 242V241H73ZM92 242H94V241H92ZM97 242H100V240L99 241H97ZM102 242V241H101ZM100 242V244L102 245L103 243H101ZM106 242V241H105ZM129 242V241H128ZM127 242V243H128ZM132 242V241H131ZM135 242V241H134ZM137 242V241H136ZM34 244H35V242H33ZM50 243H52V242H50ZM88 243H91V242H87V244ZM113 243V242H112ZM120 243V242H119ZM125 243V242H124ZM133 243V242H132ZM23 244V243H22ZM22 244H21V246H22ZM75 244V243H74ZM99 244V243H98ZM99 244V245H100ZM116 244V243H115ZM121 244V243H120ZM133 244H135V243H133ZM139 244V243H138ZM137 244V245H138ZM158 245H159V242L157 243ZM165 244V243H164ZM167 244V243H166ZM23 245V246H24ZM29 245V244H28ZM51 245V244H50ZM70 245V244H69ZM77 245H78V243H77ZM89 245V244H88ZM91 245V244H90ZM155 245V244H154ZM18 246V245H17ZM32 246V245H31ZM80 246H81V244H80ZM86 246V245H85ZM92 246H94V245H92ZM121 246V245H120ZM133 246V245H132ZM132 246H129V247H132ZM164 246V245H163ZM33 247V246H32ZM35 247V246H34ZM33 247V248H34ZM68 248H69V246H67ZM71 247V246H70ZM78 247H79V245H78ZM98 247V246H97ZM128 247V246H127ZM29 248V247H28ZM48 248V247H47ZM72 248V247H71ZM124 248V247H123ZM134 248V247H133ZM155 248H156V246H155ZM154 248V249H155ZM159 248H162V247H160L159 246ZM19 249H20V246H19ZM32 249V248H31ZM66 249V248H65ZM79 249V248H78ZM78 249H76V250H78ZM92 249V248H91ZM97 249V248H96ZM100 249V248H99ZM18 250V249H17ZM21 250V249H20ZM19 250V251H20ZM33 250V249H32ZM49 250V249H48ZM47 250V251H48ZM71 250V249H70ZM80 250V249H79ZM83 250V249H82ZM127 250V249H126ZM132 250V249H131ZM161 250V249H160ZM159 250V251H160ZM181 249L178 247V245H172V242H171V244H168L167 245V247H166V249H165V253H164V260H165V262H163V264H194V261H195V259L192 257V259H191V257L190 256H188V255H186V254H184V253H182V251H180ZM29 251H30V249H29ZM73 251H74V248H73ZM84 251V250H83ZM82 251V252H83ZM89 251V250H88ZM108 251H110V253H111V255H110V258H109V260H111V256L112 255H114V254H116V251H117V248L115 247V246H113V247H110L109 249H108ZM121 251V250H120ZM119 251V252H120ZM123 251V250H122ZM129 251V250H128ZM18 252V251H17ZM44 252H45V250H44ZM80 252H81V250H80ZM81 252V253H82ZM90 252H92V251H90ZM155 252V251H154ZM158 252V251H157ZM15 253V252H14ZM30 253L32 254V252L30 251ZM70 253V252H69ZM74 253V252H73ZM86 253V252H85ZM87 253H89V252H87ZM129 252H126V254H119V257L117 258V260L116 261H114V263L113 264H131L130 263V261H128V257H127V254H128ZM17 254V253H16ZM27 254V253H26ZM26 254H24V255H26ZM30 254V255H31ZM46 255H47V253H45ZM92 254V253H91ZM96 254V253H95ZM94 254V255H95ZM101 254V253H100ZM130 254V253H129ZM158 254V253H157ZM183 254V255H182ZM30 255H29V257H30ZM45 255V256H46ZM87 255V254H86ZM97 255V254H96ZM134 256L131 258V261H133V263L134 262H136V256H135V254H133ZM1 256L3 257V253H1ZM12 256H14V255H12ZM42 256H43V254H42ZM45 256H43V257H45ZM69 256V255H68ZM68 256H64V257H68ZM72 256H73V254H72ZM91 256H93V255H91ZM101 256V255H100ZM117 256V255H116ZM131 256V255H130ZM129 256V257H130ZM149 256V255H148ZM152 256H153V254H152ZM151 256V257H152ZM160 256L162 257V255L160 254ZM48 257V256H47ZM154 257V256H153ZM158 257V256H157ZM15 258V257H14ZM26 258H28V256L26 257ZM42 258V257H41ZM71 258V257H70ZM92 258V257H91ZM99 258V257H98ZM128 258V259H127ZM148 258V257H147ZM155 258V257H154ZM13 259V258H12ZM42 259H44V258H42ZM72 259V258H71ZM71 259H69V262H71L70 260ZM93 259V258H92ZM40 260V259H39ZM39 260H37V261H39ZM45 260H46V258H45ZM67 260V259H66ZM91 260V259H90ZM89 260V261H90ZM102 260V259H101ZM41 261V260H40ZM68 261V260H67ZM120 261V262H119ZM155 261V260H154ZM21 262H23V261H21ZM43 262H46V261H43ZM91 262H92V260H91ZM116 262V263H115ZM39 263V262H38ZM41 263V262H40ZM39 263V264H40ZM83 263H85V262H83ZM90 263V262H89ZM98 263V260H97V262H96V264ZM108 264H111L109 261L107 262ZM106 263V264H107ZM149 263V262H148ZM147 263V264H148ZM10 264V263H9ZM42 264H44V263H42ZM63 264V263H62ZM66 264V263H65ZM68 264H71V263H68ZM91 264V263H90ZM101 264V263H100ZM139 264V263H138ZM146 264V263H145ZM155 264V263H154Z\"/></svg>",
	"mask_w": 264,
	"mask_h": 264
}]
</instances>
